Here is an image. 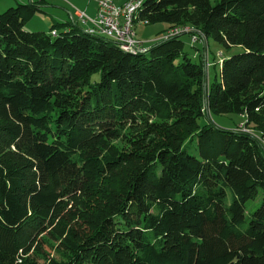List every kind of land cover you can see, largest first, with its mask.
<instances>
[{
	"label": "trees",
	"instance_id": "obj_1",
	"mask_svg": "<svg viewBox=\"0 0 264 264\" xmlns=\"http://www.w3.org/2000/svg\"><path fill=\"white\" fill-rule=\"evenodd\" d=\"M43 3L0 14V264H264V0L145 1L138 23L242 49L206 88L183 35L26 31ZM230 114L251 132L200 124Z\"/></svg>",
	"mask_w": 264,
	"mask_h": 264
},
{
	"label": "rangeland",
	"instance_id": "obj_2",
	"mask_svg": "<svg viewBox=\"0 0 264 264\" xmlns=\"http://www.w3.org/2000/svg\"><path fill=\"white\" fill-rule=\"evenodd\" d=\"M36 0H0V14L4 13L11 7H16L17 3L20 4H32ZM65 3H71V0H60ZM58 0H48V6L46 8H43L42 13L36 14L30 21L26 22L25 25V30L28 32H45V33H50L52 28L54 27L55 22L59 23L57 19H59V15H61L62 11L58 9L59 7V2ZM74 2H77L78 5L74 8V11L76 13L82 12L81 10V4L84 5V7L87 8L88 4H91V10L94 12V7H95V1L93 0H72ZM36 3V2H35ZM16 5V6H15ZM68 5V6H69ZM70 7V6H69ZM91 12V13H92ZM90 13V12H88ZM92 15V14H91ZM55 18V21L53 19ZM76 24L81 27L82 29L84 28L80 22L79 19L75 18ZM61 23V22H60ZM167 25L161 24V25H154V26H143V25H138L136 28V34L137 37L139 38H145V37H157L159 35V32H163L164 29H166ZM58 31H63L64 27H56ZM85 29V28H84ZM144 29V30H143ZM149 33L150 36L144 35V32ZM143 38V39H144ZM148 39V38H147ZM181 40L185 43L186 46V51L193 57V60L198 62L200 58L205 62L206 64V79H207V84H211L215 81V79H220V69H221V63L223 62L224 59L231 57L234 54L240 53L242 51L241 48L235 47L230 50H226L223 46L220 44L216 43L212 38L207 39V46H205V38L201 37V42L202 43H192V38L190 35H183L181 36ZM151 44V43H150ZM98 76H95V79H98ZM212 123L215 124L223 129L227 130H236L240 129L243 132H248L250 133L251 131L246 129L244 127V122L245 120L238 115L235 114H230V115H212L209 117H206L200 121V124L204 125L206 123ZM192 145V153L194 151V148L196 147L195 143H190L188 145V151L189 148ZM263 200V195L260 194L258 198L252 202L250 205V208L257 207ZM46 250H48L46 248ZM52 256H55L53 252H51ZM33 259L35 260H41L36 256L35 254L33 255ZM42 262V261H41Z\"/></svg>",
	"mask_w": 264,
	"mask_h": 264
},
{
	"label": "built area",
	"instance_id": "obj_3",
	"mask_svg": "<svg viewBox=\"0 0 264 264\" xmlns=\"http://www.w3.org/2000/svg\"><path fill=\"white\" fill-rule=\"evenodd\" d=\"M97 4V13L90 17L85 12H78L80 22L87 26L85 29L89 35L108 38L115 42L119 48L133 55L143 54L149 49L145 48L143 42L137 38L136 25L138 14L146 0H129L118 6L113 0H93ZM137 22V23H136ZM146 25V22H141ZM193 32L189 27H177L169 30L161 40L177 37ZM53 37L57 32H51ZM201 41L197 35H192V43Z\"/></svg>",
	"mask_w": 264,
	"mask_h": 264
},
{
	"label": "crops",
	"instance_id": "obj_4",
	"mask_svg": "<svg viewBox=\"0 0 264 264\" xmlns=\"http://www.w3.org/2000/svg\"><path fill=\"white\" fill-rule=\"evenodd\" d=\"M58 1H60V0H58ZM113 1H114V3L116 5L121 6V5L125 4L126 2H128L129 0H113ZM35 2L36 3L44 2L43 3L44 4V8H46L48 6V0H36ZM61 3H63V1L59 2V7H57V8L60 9V11H62L61 12L62 14L59 15V19H57V21H59V23L61 22L60 24H69V23H73V22L76 24L75 18H77V19H79V18H78V15H77L78 13H76L74 11V8L78 5V3L74 2L72 0H71L70 5H69V3H65V2H64V4H61ZM94 5H95L94 10H93L94 12L90 11L91 10V7H90L91 4H88L87 8L84 7L83 4H81L79 6H81L80 7L81 10H83L82 12H85V14H87L90 17H94L96 15V13H97V4L95 3ZM88 12H90V13H88ZM53 20L55 21V18ZM140 24L141 23H137L135 28H137L138 25H140ZM81 25L85 29L87 28L86 25H84V24H81ZM141 25H143V24H141ZM143 26H147V25H143ZM167 30H168V26L166 27V29L163 30V32L162 31L159 32L158 33L159 35H157V37H145V38L143 37L144 39L143 38H139V37H137V38L143 42V45H144L145 48L149 49L154 43L160 41L163 38V36L167 33ZM144 35L150 36V34L146 32V30L144 32Z\"/></svg>",
	"mask_w": 264,
	"mask_h": 264
},
{
	"label": "water",
	"instance_id": "obj_5",
	"mask_svg": "<svg viewBox=\"0 0 264 264\" xmlns=\"http://www.w3.org/2000/svg\"><path fill=\"white\" fill-rule=\"evenodd\" d=\"M207 87V79H205V88Z\"/></svg>",
	"mask_w": 264,
	"mask_h": 264
}]
</instances>
